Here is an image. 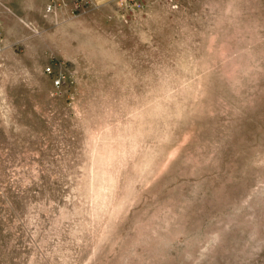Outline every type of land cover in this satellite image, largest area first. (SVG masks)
<instances>
[{
	"label": "rangeland",
	"instance_id": "obj_1",
	"mask_svg": "<svg viewBox=\"0 0 264 264\" xmlns=\"http://www.w3.org/2000/svg\"><path fill=\"white\" fill-rule=\"evenodd\" d=\"M21 2L0 264H264V0Z\"/></svg>",
	"mask_w": 264,
	"mask_h": 264
},
{
	"label": "crops",
	"instance_id": "obj_2",
	"mask_svg": "<svg viewBox=\"0 0 264 264\" xmlns=\"http://www.w3.org/2000/svg\"><path fill=\"white\" fill-rule=\"evenodd\" d=\"M22 0H0V20H4V16L8 15L9 11H12L15 13L18 11V8L22 6ZM63 2L66 5H73L74 3H77L78 5H82L80 3V0H30L31 6H33L32 10L36 7H42L44 5H49L48 7H51V5L55 2ZM88 3L95 7H107L111 4H113L114 0H87Z\"/></svg>",
	"mask_w": 264,
	"mask_h": 264
},
{
	"label": "built area",
	"instance_id": "obj_3",
	"mask_svg": "<svg viewBox=\"0 0 264 264\" xmlns=\"http://www.w3.org/2000/svg\"><path fill=\"white\" fill-rule=\"evenodd\" d=\"M115 1H118V2H122V3H129V2H132L133 0H115ZM80 3L82 4V5H87V4H89L88 3V1L87 0H80ZM48 10H50V9H48ZM46 72H47V74H49V75H54V72L52 71V68L51 67H49V68H47V70H46ZM63 81H64V79H63V76L61 75V74H59V75H56L55 76V82H54V85H55V87H61L62 86V84H63Z\"/></svg>",
	"mask_w": 264,
	"mask_h": 264
}]
</instances>
